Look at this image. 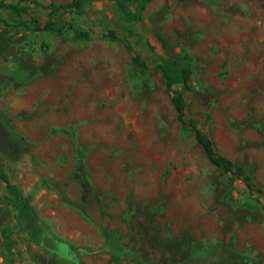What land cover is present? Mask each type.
<instances>
[{"label":"rangeland","instance_id":"rangeland-1","mask_svg":"<svg viewBox=\"0 0 264 264\" xmlns=\"http://www.w3.org/2000/svg\"><path fill=\"white\" fill-rule=\"evenodd\" d=\"M26 13L92 37L28 31L0 9V166L33 195L47 230L79 251L78 264H264V209L248 207L244 182L182 132L154 69L162 51L152 30L193 57V91L174 85L188 115L264 188V0H153L137 25L153 50L129 37L151 68L145 77L132 75L120 41L101 38L129 27L112 0L91 1L75 20L34 4ZM61 128L75 130L84 156ZM4 191L0 264H10L6 246L13 264H76L21 228L22 207Z\"/></svg>","mask_w":264,"mask_h":264},{"label":"trees","instance_id":"trees-1","mask_svg":"<svg viewBox=\"0 0 264 264\" xmlns=\"http://www.w3.org/2000/svg\"><path fill=\"white\" fill-rule=\"evenodd\" d=\"M93 0H69L64 3H49L43 4L38 0H15L14 2H6L0 0V9H7L11 15L18 19V25L28 31H49L56 33H63L66 26L73 30L74 38L78 41L91 40L89 30L81 29L72 22L61 24L47 19L43 25H40L37 16H31L29 20L24 18L27 14V10L31 5H36L48 9L52 15L56 14H72V20L76 17H81L86 12L87 6ZM117 6L122 20L129 24L126 30V35L118 37L114 30L108 29L101 35V38L108 41H120L125 49L131 52L130 64L131 71L134 77L147 76L150 71V67L142 58L141 54L134 51L132 44L130 43V36H137V39L142 41L144 47L147 50H153V46L149 43L145 34H141L137 25L144 22V10L147 5L153 0H112ZM159 13H163L160 11ZM0 21L4 22V19L0 18ZM152 21L154 19L152 18ZM154 36L158 41L162 54L156 57V63L154 69L159 71L164 79L165 91L169 93L171 101L174 103L176 117L180 122L181 130L185 134H193L195 141L202 148L208 161L215 166L219 172L223 175L230 173L231 180L239 179L244 182L246 196L245 204L253 209H264V205L261 203L260 198H264V188L259 186L252 175L245 169L244 166L234 162L227 156L221 154L214 147L213 140L211 137L204 132L198 125L197 121L190 115H188V103L180 91L174 89V85H181L184 90L188 93L193 91V86L190 82V78L194 71V63L192 55L183 47L175 49L173 42L160 31L156 26L152 28ZM208 118L210 116L208 115ZM59 131L67 133L72 139L76 149V153L79 156H84L82 148L79 146L75 139V130H69L67 128H61ZM0 184L5 188L4 193L6 194L8 201L18 204L22 207L21 215V228L26 230L31 238L39 244L42 222L39 221V216L35 207L33 206L32 199L33 195L25 193L22 188L12 183L5 172V169L0 166ZM7 205L4 204L0 196V209H5ZM4 252L7 254V262L10 264L14 263V254L8 248L5 247ZM206 253L209 249L205 250Z\"/></svg>","mask_w":264,"mask_h":264},{"label":"flooded vegetation","instance_id":"flooded-vegetation-1","mask_svg":"<svg viewBox=\"0 0 264 264\" xmlns=\"http://www.w3.org/2000/svg\"><path fill=\"white\" fill-rule=\"evenodd\" d=\"M50 236L52 237L53 239H56V240H59L61 241L63 244H60L59 245V248L57 251H54V252H51L53 253L55 256H57L59 259H71L72 261L75 262V259H79V251L77 249H75L73 246H71L68 242L60 239V238H57L56 236L52 235L46 228L45 225H42V232H41V237H40V241L45 237V236ZM58 253H61L66 256H69V257H64V258H61L59 256Z\"/></svg>","mask_w":264,"mask_h":264},{"label":"water","instance_id":"water-1","mask_svg":"<svg viewBox=\"0 0 264 264\" xmlns=\"http://www.w3.org/2000/svg\"><path fill=\"white\" fill-rule=\"evenodd\" d=\"M60 244H63V243L61 241L56 240V239H53L52 237L47 236V235L39 242V245L42 248H44L45 250L49 251V252L57 251ZM58 254H59V256L61 258H64L65 257V256H62L61 253H58ZM78 262L79 261L76 258L75 259V263L78 264Z\"/></svg>","mask_w":264,"mask_h":264}]
</instances>
